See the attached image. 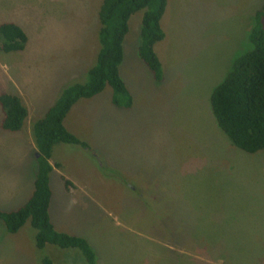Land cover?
<instances>
[{
	"label": "rangeland",
	"instance_id": "obj_1",
	"mask_svg": "<svg viewBox=\"0 0 264 264\" xmlns=\"http://www.w3.org/2000/svg\"><path fill=\"white\" fill-rule=\"evenodd\" d=\"M263 1L166 0L153 47L159 82L137 56L134 13L118 68L130 107L112 106L105 87L67 113L64 128L86 147L53 146L48 215L55 231L88 243L96 264H264V151L234 148L207 106ZM100 3L0 0V24L26 36L20 52L0 53V93L27 111L21 130L0 129V210L32 189L30 125L94 63ZM33 235L27 224L7 234L0 223V264H85L75 250H36Z\"/></svg>",
	"mask_w": 264,
	"mask_h": 264
},
{
	"label": "trees",
	"instance_id": "obj_2",
	"mask_svg": "<svg viewBox=\"0 0 264 264\" xmlns=\"http://www.w3.org/2000/svg\"><path fill=\"white\" fill-rule=\"evenodd\" d=\"M165 4L166 0H101L96 13L98 47L94 63L86 70L84 80L65 86L42 117L30 125L35 164L32 189L16 209L0 210V223L5 233L15 234L27 224L34 231L36 250L42 251L46 245L59 250H75L85 264H96L95 254L84 239L55 231L50 223L51 166L48 161L56 144L86 147L63 126L67 113L80 99H90L107 87L112 106L130 107L131 97L118 68L123 58L128 20L136 12H141L137 56L152 79L161 80V65L153 47L164 36L160 21ZM246 41V50L232 60L222 80L210 91L207 106L216 128L227 141L237 150L252 155L264 151V1L253 12ZM25 43L26 36L17 25L0 24V53L20 52ZM26 117V108L17 95L0 93V129L3 132H18ZM60 180L65 188L71 186L62 176ZM40 263L50 264V261L43 258Z\"/></svg>",
	"mask_w": 264,
	"mask_h": 264
},
{
	"label": "water",
	"instance_id": "obj_3",
	"mask_svg": "<svg viewBox=\"0 0 264 264\" xmlns=\"http://www.w3.org/2000/svg\"><path fill=\"white\" fill-rule=\"evenodd\" d=\"M35 157H37V155H35Z\"/></svg>",
	"mask_w": 264,
	"mask_h": 264
},
{
	"label": "crops",
	"instance_id": "obj_4",
	"mask_svg": "<svg viewBox=\"0 0 264 264\" xmlns=\"http://www.w3.org/2000/svg\"><path fill=\"white\" fill-rule=\"evenodd\" d=\"M68 181V180H67Z\"/></svg>",
	"mask_w": 264,
	"mask_h": 264
}]
</instances>
